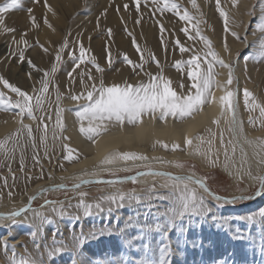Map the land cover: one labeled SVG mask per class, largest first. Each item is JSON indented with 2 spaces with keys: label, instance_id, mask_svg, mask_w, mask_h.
Masks as SVG:
<instances>
[{
  "label": "bare ground",
  "instance_id": "obj_1",
  "mask_svg": "<svg viewBox=\"0 0 264 264\" xmlns=\"http://www.w3.org/2000/svg\"><path fill=\"white\" fill-rule=\"evenodd\" d=\"M2 1L6 2V0H0V4ZM76 1L29 0V5L23 4L21 8L10 9L3 14L0 30L19 27L22 28L23 33L28 35L29 42L32 40L41 42L39 45L42 44L40 46L43 49L35 51V54L38 62L45 68L47 76L44 74L38 81H34L32 78L31 80L20 78V75L16 76V70L20 71L21 65L13 64L12 67H9L6 55L1 53L5 50L0 47V77L19 87L31 97L30 104L33 106L35 119L27 117L26 113L25 118L31 121L28 122L30 124L32 121L36 122L33 129L29 126L23 128V120L20 119L19 112L0 111V142H4L7 149V152L0 150V191L9 192L10 195H13L10 191H14V196H16V198L8 199V202L0 200V214L18 211L32 196L39 194L44 187L59 186L68 178L77 184L84 179L98 178L100 174L123 171L136 166L142 168L130 174L127 182L137 183L138 186L145 185L148 190L145 198L157 196L151 194L149 189H171V187H164L165 184L171 186L180 183L183 187V183H188L189 188L197 192V202L187 209L175 202L173 191L170 196L167 195L173 198V200H169L171 209L167 212L171 222L180 216L203 212V196L212 198V202L217 200L227 203V201L213 197L204 191L200 184L196 183L198 180L204 181L199 173L187 170L183 174H176V172L159 167L170 165L172 168L179 169L176 162L179 158H195L205 169L218 166L231 181L245 180L251 187L257 185L259 180L254 173L264 174V144L261 143L264 141V117L260 115L259 108L252 105L255 102V104L264 106V65L262 64L264 57L260 56V42L264 40V0H258L256 4L255 10L259 11L258 23L253 25L248 36L249 41L253 38L250 43L253 50L245 56L251 55L252 58L247 62L244 59L245 56L236 60L232 68L231 84L227 83L229 71L219 63H213L211 52H215L218 56L222 54L226 62H229L237 54L235 49L244 47L245 41L240 40V34L244 30L245 23L252 16L250 9L254 6L255 0H235V2L233 0H218L216 4H219L220 10L225 13L224 17L219 15L217 5L212 4L211 7L208 6L207 0H199L205 9V36L210 44H206L203 39L197 36L191 38L181 34L176 37V31L179 29V33H184L182 29H185V26L180 24L176 27L173 21H170V29L166 31L170 35H165L159 24L153 20L154 23L150 22L148 26L136 22L133 25L135 31L133 36L119 35L115 32L117 23L113 11L115 0H98V4L94 3L92 7L94 9L98 5L97 13L91 18L89 25L87 24V29L75 32L71 30L74 34L69 40L66 39L67 44L64 46L65 41L59 38V35L61 36L60 27L64 25L66 15L76 10ZM211 2L214 3L212 0ZM28 9L32 10L31 13L28 12ZM92 9L90 10L92 11ZM160 13L162 14V12ZM30 15L34 18L33 20L29 19ZM42 16H45V19ZM84 17L81 15L77 17L76 21H80ZM125 18L129 20L130 15L126 13ZM158 21L160 20L158 19ZM258 25L262 27H258ZM105 29L112 31L111 36L105 35L104 38L92 39L94 33L105 31ZM233 32L238 34V39L232 35ZM255 35L256 37H254ZM133 41H135V45ZM177 41L180 42V45L172 46ZM81 46L85 49V55L80 58L77 66V63L69 58V53L79 57ZM180 46H183L186 51L182 53L179 50ZM191 49H196L202 54L203 69L200 67L201 72L200 70L198 72L197 66L195 67L193 63H188L191 60ZM57 52L61 55L60 62L55 59ZM120 55L122 58L127 55L132 63L128 64L123 60L111 69L102 72H98L94 65L88 63L90 58L95 57L100 67L107 66ZM176 61H181L179 67L176 66ZM209 62H212V68L207 100L187 116H175L174 118L169 114L162 120L160 119V110L149 111L142 113L139 120L131 125L120 123L118 126L115 125L114 129L110 127L107 129L111 130L102 132V129L109 125L110 119L90 120L86 116L81 121L74 117L75 113H72L74 110L70 109L71 105H79L76 110L80 111V106L88 103L86 99L88 91H91L93 86L99 88L101 81L105 87L119 85L121 88L128 85L136 87L137 85L155 83L160 86L161 90H163L164 83H167L177 97L184 98L193 95L196 90L194 85L201 83L199 74L208 72ZM54 63H58V69L55 72L52 71ZM142 63L147 65L148 72L143 69ZM27 70L28 73H31L29 69ZM190 70L197 75L190 78L188 76ZM69 72H72L71 78L68 76ZM81 73L84 75L81 76ZM45 79L47 80V90L41 92V81ZM245 89L251 93L247 106L244 97ZM228 91L234 94L231 98L234 111L229 110L228 102H221V97L225 96ZM0 92L4 93L3 103L7 99V95H16L10 89L5 88L3 84H0ZM93 94L98 96V93L94 92ZM73 95L77 96L76 100L71 98ZM37 96L41 98L38 108L35 106ZM57 109H63L61 113L62 127L57 126ZM233 117L235 122H233ZM41 118L43 119L41 120ZM113 120V123L112 120L110 121L112 125L115 122V119ZM81 126L85 128L98 126L99 132L88 139L87 134L80 133ZM29 129H31V137L28 136ZM41 137H44L43 142ZM185 139L190 140L191 143L185 144ZM174 145L179 147L174 148ZM122 154L142 156L145 159H126ZM21 160H23V167H21ZM50 160H54V163L59 161L58 165L63 166L64 169L58 173L53 170L52 166L47 168L46 163ZM151 164L157 166H148ZM8 165L12 168L7 169ZM36 168L38 171H34ZM154 173H166L167 175H153ZM175 177H180L182 182L174 179ZM188 177H191V180H188ZM107 185L104 187L105 189L114 191L111 196L120 193L116 183ZM263 192L264 179L260 195L249 205V208L255 210L254 213L257 216L264 213ZM132 193L128 192L126 195ZM5 195L7 194L5 193ZM5 195L2 197L5 198ZM45 195L46 192L38 195L34 201L43 199ZM136 195L138 196V194ZM139 198L141 199V197ZM138 201L134 200L129 203L128 200H125L123 203L135 204ZM118 203H120L119 200L116 203H111L104 199L102 206L105 209L101 214L108 213L109 208L114 211ZM90 204L96 203L87 201L83 202L80 207L77 205H81V202L76 203L65 211L55 207V212L52 211L54 206H46L43 209L46 211L45 215L42 211L32 212L28 209L10 220L0 218V242L3 243L10 237L7 235L10 231H13L11 239H16L21 230H29L31 233L33 229L47 221L49 224L62 221L70 225L74 217L95 218L98 216L95 214L97 212L95 209H87L90 214H85V206ZM62 211L63 214H61ZM230 212L234 213L233 210ZM122 228L125 233L139 231L138 223L133 220L125 222ZM77 235L82 238L79 232ZM194 237V234L189 236L190 240ZM68 240L69 245L79 255L80 238L71 235ZM48 244L43 246V258L37 250H31L23 255L16 253V256H10L4 262L6 264H45L43 260L50 261L61 253L64 247H67L60 242H48ZM0 256L3 259L6 257L1 248ZM181 262V258L176 259L174 264H181ZM53 264L56 263L53 262ZM64 264H68V262Z\"/></svg>",
  "mask_w": 264,
  "mask_h": 264
},
{
  "label": "rangeland",
  "instance_id": "obj_2",
  "mask_svg": "<svg viewBox=\"0 0 264 264\" xmlns=\"http://www.w3.org/2000/svg\"><path fill=\"white\" fill-rule=\"evenodd\" d=\"M118 1L119 0H115L113 11L115 20L118 23H116L115 32L119 35L128 34L133 36L135 32L133 25H135L136 22L148 26L150 22L153 21L159 24L165 35H170L169 32L166 31H169L171 22L173 21L176 27L180 24H184L185 29H187V34H185V32L179 33L178 29L175 34L176 37H179L181 34L182 36L184 35L191 38H194V36L200 37V39H202L201 37H207L205 36L206 27L204 24L205 9L199 0H173V2L179 5L178 9L172 12L165 11L162 12V14L157 10V5L152 3V0H139V4H137L136 0H120L119 3ZM207 1L208 6L211 7L218 3V0H216V2L215 0H212L214 3H212L211 0ZM28 2L29 0H21V6L23 4L29 5ZM97 2L98 0H77L75 2L77 5L76 10L66 15L67 18L64 22L65 26L62 25L60 27V40H69L74 34L73 32L84 31V29H87L91 22V18L97 13L96 9H98V5L92 9L93 4ZM3 3L4 2L2 1L0 5ZM257 3L258 0H255L253 4L254 6L250 9L252 16L245 23L244 30L240 34V40L245 41L244 47L236 48L235 50L237 51V54L234 55L229 62H226L222 54H219L218 56L226 64H231L232 68L235 65L236 60L243 58L253 50L252 45L250 44L253 38L249 41L248 36L253 29V25L258 23L259 11L257 12L255 10ZM126 4L128 5L127 8H125ZM194 4L195 6H193ZM21 6L19 8H21ZM160 6H163V0H161ZM90 9H92V11ZM176 11H178L181 16L187 11L190 19H180V16L176 15ZM126 13L130 15L129 20L125 18ZM81 15L85 16V20L82 19L83 22L82 20L76 21L77 17ZM43 19H45V16ZM158 19L160 21H158ZM167 23L170 25L168 26ZM18 28L19 27H14L12 29V27H9L3 29L4 31L0 30V47L5 50V52L2 51L1 53L6 55L7 65H11H9V67H12L13 64L17 66L21 65L20 71L23 72L16 70V76L20 75V78L24 77L26 79L29 78L30 80L32 78V80L38 81L46 73L45 68L40 62H38L35 54V51L43 49L41 47L42 44H40V46L39 43L41 42L36 40L29 42L28 35L25 32L23 33L22 28ZM105 31L103 30L94 33L92 39L104 38L105 35L111 36L112 31L107 29H105ZM197 31H199V35H197ZM259 33L261 34V32ZM254 37H256V35ZM172 46L175 47L178 45L177 43H173ZM21 51H23V54L26 53L24 55L25 60L23 59L19 61ZM198 52L199 51L196 49H191L190 59H192L193 56L196 57V61L193 64L195 67L199 65V70L201 72L203 69V66L201 65L203 63V57L202 54ZM211 58L213 60L212 56ZM27 60H31V66ZM121 61H123V58L120 55V57L114 58L109 64H107V66H101V68H103L104 71L109 70ZM262 62L264 65V61ZM213 63L217 64L214 60ZM142 65L143 69L148 72L149 69L146 67L147 65H145V63H142ZM200 67L202 69H200ZM27 69H29L31 73H28ZM34 76L38 77L36 78ZM7 99L4 100L3 103L5 104V107H0L2 108L0 111L19 112L17 108L11 106L15 103L16 99H18V96L9 94L7 95ZM77 106L79 105L70 106V109H72L71 111L74 110V112H72L73 114L77 111ZM25 115L26 114L23 115V118L19 115L20 119L23 120L22 124L33 129L36 122L32 121L31 124L28 123L31 121L26 120ZM157 116L159 117V115ZM110 121L113 123L114 120L110 119L108 122L109 125L105 128L106 130L102 129V132L111 130L107 129L110 127H113L112 129H114L120 123L126 125L135 123H129L125 119L123 122L115 120L114 125H112ZM58 162L59 161L54 163V160H50L46 163V166L47 168H51L52 166L53 170H56V172L59 173L64 168L63 166L60 167ZM176 162L179 165V169L172 168L170 165H161L159 167H162L167 171L176 172V174H183L187 170L197 172L203 177L211 190L223 196L251 194L260 182V173H254L259 181L257 185L251 187L245 180L238 182L231 181V179L218 166L210 167L209 169L203 168L195 158H179ZM148 166L156 167L157 165L151 164ZM11 168L12 166H7V169ZM140 168L142 167L136 166L123 171H110L105 174H100L98 178H112L130 175L135 171H139ZM34 171H38V169L36 168ZM127 180L128 179L114 181H118L116 182V185L119 183L117 189L120 193L126 194L128 192H133L138 194L141 199L137 203H123L121 206L115 207L114 211L113 209L107 211L108 213H105V215L101 214L105 209V207L102 206V210L95 213L98 214L95 218L74 217L70 225L63 223L62 221H60L62 224L58 221L54 224H49L47 221L43 225L37 226L31 233L29 230H21V235L19 233V237L16 239H11L13 231H10L7 234L10 237L3 243L0 242V248L3 251V254L6 255L4 259L0 256V264H6L4 261L8 260L10 256H16V253L23 255L25 252H31V250H37L38 254L43 258V246L45 244L47 245L48 242H60L63 245H67V247H64L61 250V253L50 259V261L43 260L45 264H53V262L56 264H64L65 262H68V264H174L176 259L180 258L182 260L181 264H264V213H262L263 216L262 214L257 216L254 213L255 210L249 208V205L260 195L261 191L253 200H236L233 203H224L217 200L212 202V198L203 196V212L180 216L171 222L170 217L167 215V212H165V209H171L170 202L162 201L157 197L170 196L172 189H152L153 191L150 193L157 196H154L153 198H145L148 192L147 187H145V185L138 186L137 183H128ZM64 181L65 182L61 184H64L67 187L50 189L44 192L40 191L39 194L37 193L38 195L46 192L44 198L34 201L35 197L38 196L36 194L37 196H34L31 206L25 210L30 209L32 212L42 211L43 215H45L46 211H43V209H45L46 206H54L65 211L80 202H103L105 197H109L114 193V191L104 188L105 186H108L107 182L90 180L85 182L82 180L83 182L81 185L74 186L72 179L69 180L68 178ZM10 192L13 195H10L9 192L0 191V200L8 202V199L16 198V196H14L15 192ZM5 193L8 196L5 195ZM3 194L6 196L5 198H3ZM45 200L56 203L55 205L51 203L44 205ZM24 206L20 209L24 208ZM231 210H233L234 213H231ZM129 220L138 223V232L129 231L128 233H125L123 231V224ZM18 222H20V220H18ZM77 232L82 235V238L77 235ZM190 234L195 235L191 240L189 238ZM71 235H76L80 238L79 255L69 245L68 237Z\"/></svg>",
  "mask_w": 264,
  "mask_h": 264
},
{
  "label": "snow or ice",
  "instance_id": "obj_3",
  "mask_svg": "<svg viewBox=\"0 0 264 264\" xmlns=\"http://www.w3.org/2000/svg\"><path fill=\"white\" fill-rule=\"evenodd\" d=\"M137 4H139V0H136ZM235 2V0H233ZM152 3L157 5V10L160 12H172L178 9L179 5H177L173 0H163V6H160L161 0H152ZM21 6V0H6L5 3L0 5V23L3 22V14L7 13L10 9H16ZM195 6V4L193 5ZM128 5H125V8H127ZM138 10V9H137ZM217 10L219 11V15L221 17L225 16V13L220 10L219 4H217ZM31 9H28V12L31 13ZM176 15L180 16V19L187 20L190 19L189 14L187 11L184 12V14L181 16L178 11H176ZM30 20H33L34 18L30 15ZM47 23V21H45ZM258 27H262L261 25H258ZM10 31V30H6ZM182 31L187 34V29H182ZM225 31H227V28H225ZM197 35H199V31H197ZM232 35L236 37L237 39L238 34L233 32ZM206 44H210V41H208L207 37H201ZM23 42V41H22ZM135 45V41H133ZM177 45H180V42H176ZM67 41H65L66 46ZM260 48L261 53L260 56L264 57V40H261L260 42ZM139 51V49H137ZM179 50L183 53L186 51V49L183 46L179 47ZM211 51V49H209ZM85 55V49L83 46H81L80 49V55L79 57L74 56L71 52L69 53V58L72 59L74 62L77 63L80 60V58L84 57ZM211 55L213 57V60L216 63H219L225 68H228L229 71V77H228V84H231L232 82V66L231 64H225L222 59L218 57V55L215 52H211ZM252 56L248 55L245 56L244 59L247 62L249 59H251ZM20 59H24L23 51L20 53ZM57 62L61 61V55L59 52H57L55 57ZM155 59V57H153ZM123 60L131 64L132 61L128 58L127 55L123 56ZM196 61V57L193 56L191 60L188 61L189 64H192ZM28 63L32 64L31 60L28 61ZM88 63H91L95 66L96 70L98 72H102L103 69L99 66L97 63L95 57H92L88 60ZM181 64V61H176V66L179 67ZM139 66V65H138ZM211 68H212V62L208 63V72L206 73H200L199 79L201 83L194 85L195 87V93L193 95H189L184 98L177 97L176 94L172 91L170 87H168L167 83H164L163 90L160 89V86L158 84H149V85H137L136 87H132L131 85L125 86L124 88H121L119 85H112L105 87L103 81H101L99 88H96L93 86L91 91H88L87 93V101L88 103L85 105H81L80 111L75 112V117L78 120H83L86 116L90 120L94 119H100L103 120L104 118L108 119H115L116 121L123 122L125 119L129 123H133L139 120L142 113H146L149 111L155 112L157 110H160L161 115L160 119H164L167 115H173L177 117H183L189 115L195 108H197L200 104L204 103L207 100V91H208V85L211 81ZM58 69V63H54L52 65V71L55 72ZM197 70H199V65H197ZM84 74L81 73V76ZM197 73L192 72L191 70L188 72V76L192 78L193 76H196ZM45 76H47V73H45ZM68 76L72 77V72L68 73ZM89 79H91V76H89ZM81 83H83V80H81ZM0 84H3V86L7 89H10L11 92L15 93L18 96V99L15 101L14 104H12V107L19 109V114L23 116L26 112L27 117L35 119L33 116V106L30 104L31 97L28 96V94L24 91H22L19 87L11 84L8 80H6L3 77H0ZM42 88L41 92L47 90V80L41 81ZM98 93L97 95H94L93 93ZM233 93L231 91H228L225 96L221 97V102H228L229 103V110L234 111V105L232 103V97ZM251 96V93L248 90H244V97H245V105H248L249 97ZM73 100L77 99V96L73 95L71 97ZM4 99V93L0 92V107H4L3 104ZM59 99V95H58ZM41 104V98L39 96L36 97L35 106L38 108ZM253 107H258L260 111V115L264 117V106H260L258 104H255L253 102ZM63 109H57L56 113V119H57V126L62 127L61 123V113ZM43 118H41L42 120ZM233 122H235V118L233 117ZM23 128H28L27 125H22ZM81 134H87L88 138L91 139L93 135L98 134L99 128L97 127H83L81 126L79 129ZM28 136L31 137V129L28 130ZM44 137H41V141L43 142ZM191 141L188 139H185V144H190ZM262 144H264V141H261ZM167 147V146H165ZM174 148L179 147L178 145H174ZM0 150H4L7 152V149L4 145V142H0ZM124 158H132V159H145L144 157H135V156H129V154H122ZM21 167H23V160H21ZM153 175H167L166 173H154ZM135 179V178H133ZM177 181H181L180 177H175ZM188 180H191V177L187 178ZM99 182H107V183H116L118 181L108 180V181H99ZM182 182V181H181ZM196 183L200 184V187L204 189V191H207V188L200 183L199 181H196ZM164 187H171L173 194H174V200L175 202L179 203L182 207L187 209L190 206H194L197 202L198 194L197 192L189 188L188 183H183V187H181L180 183H176L173 185H163ZM153 191L152 189H149V192ZM83 195V194H81ZM151 198V197H150ZM158 199L162 201H171L173 198H170L169 196H158ZM32 198H30L31 200ZM105 200L116 203L117 200L120 201V203L117 204V207L121 206L123 201L128 200L129 203L136 200L138 201L140 198L135 194H123L118 193L116 196H109L105 197ZM53 204L55 205L56 202L53 201H44V205L47 204ZM77 205V207L82 206ZM62 207V206H61ZM86 211L85 214H90V212L87 209H95L97 211L102 210V202H98L94 205H86ZM111 211V208L108 209ZM170 209H165V212H168ZM25 209H20L19 211L12 212L9 214H0V218L10 220L13 217H18L21 213H23ZM53 212L56 211V208L53 207ZM63 214V211L61 212Z\"/></svg>",
  "mask_w": 264,
  "mask_h": 264
},
{
  "label": "water",
  "instance_id": "obj_4",
  "mask_svg": "<svg viewBox=\"0 0 264 264\" xmlns=\"http://www.w3.org/2000/svg\"><path fill=\"white\" fill-rule=\"evenodd\" d=\"M129 176L130 175L117 176V177H112V178L100 177V178H93V179H88V180H90V181H103V180H106V181L113 180L114 181V180H121V179L126 180L127 178H129ZM175 176H177V175H175ZM263 179H264V174H262L260 176V184L255 188V190L251 194H238V195H231V196L220 195V194L214 192L213 190H211L210 187L204 181H202V180H198V181L200 183H202L207 188V192L210 193V195H212L213 197H215L219 200H224V201H227L229 203H233L236 200H253L254 198H256L261 191ZM88 180H83V181L88 182ZM82 182H77V184L75 183L74 186H79L82 184ZM64 187H67V186L64 184H60L59 186H52V187L47 186V187H44V189H42L40 191L44 192L46 190L55 189V188H64ZM31 198L32 199L29 200L28 203L22 209H26V208H29L31 206L34 196H32Z\"/></svg>",
  "mask_w": 264,
  "mask_h": 264
}]
</instances>
